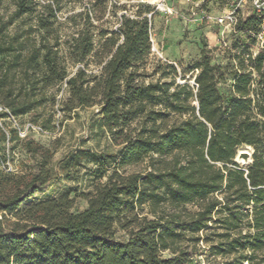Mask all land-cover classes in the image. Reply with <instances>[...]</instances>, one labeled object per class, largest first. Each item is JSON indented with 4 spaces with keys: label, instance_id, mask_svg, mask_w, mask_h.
Here are the masks:
<instances>
[{
    "label": "trees",
    "instance_id": "obj_1",
    "mask_svg": "<svg viewBox=\"0 0 264 264\" xmlns=\"http://www.w3.org/2000/svg\"><path fill=\"white\" fill-rule=\"evenodd\" d=\"M11 1L15 11L6 15L0 0V106L17 119L31 115L35 125L44 119L46 131L58 113L97 106L100 128L118 150L71 151L62 171L69 177L94 164V190L26 205L54 182L55 151L21 139L10 121L8 133L0 125L5 142L25 141L40 157L36 171L0 173V264H192L205 242L213 256H235L234 264H264V52L247 57L248 46L235 59L230 96L220 90L224 69L207 58L194 67L198 87L166 81V72L146 82L151 8L123 15L118 31L102 30L96 51L94 12L101 20L120 0H89L67 17L81 26L67 39L59 16L85 0ZM261 23L253 14L236 30L257 34ZM92 56L98 75L88 69ZM70 65L80 67L70 73ZM242 147L254 149L247 168L235 161ZM76 197L87 209L73 211Z\"/></svg>",
    "mask_w": 264,
    "mask_h": 264
},
{
    "label": "rangeland",
    "instance_id": "obj_2",
    "mask_svg": "<svg viewBox=\"0 0 264 264\" xmlns=\"http://www.w3.org/2000/svg\"><path fill=\"white\" fill-rule=\"evenodd\" d=\"M1 1H3L2 13L10 15L15 11L11 0ZM39 1L42 2L43 0ZM88 1L85 0L82 4L72 5L60 14L57 26L64 39H67V37L81 29L79 20L68 22L67 17L83 11ZM234 3L235 0H205L200 7L191 9L187 8L184 3L176 1L170 3V6L175 8V13L170 17H163L161 14L156 13L153 16L154 36L168 62L161 61L157 57H150L145 67L146 82L156 81L161 76V73L166 72L169 73V78L166 81H174L176 84L188 82L193 85L195 77L199 73L198 70L194 69L196 63L207 58L213 66H220L224 69V77L221 79L220 90L226 96H230L233 76L237 68L235 59L237 57H244L248 46L255 47L256 45V40L252 34L246 36L237 30L230 32L215 23V19L225 14L227 10H230ZM117 5V10L108 9L101 20H98L99 15L94 12L96 20L94 22L96 29L94 30L96 51L100 50L103 42V39L100 37L101 31H115L121 11L128 10L135 14L141 11V8L131 4L130 0H120L117 2ZM29 23L36 24V20L33 18ZM15 29H12V33ZM61 51L66 56L67 46L63 45ZM168 65H172L175 70L168 69ZM75 68L70 65L69 72L73 73ZM100 68V62L94 56L90 57L88 60L89 72L98 75ZM53 93H56V91ZM98 108L97 106L78 108L73 113H62L61 117L56 120V126L53 124L45 128L52 135L42 136L34 133L30 136L36 142L55 151L54 158L50 162V167L56 178L52 184L46 186L42 192L27 202L26 205L59 198L64 194H70L71 198H74V191L76 190H78V193H88L94 190L96 182H98L94 180L90 172V169H95L96 166L94 164L89 162L84 163L81 168L72 171L69 177L66 176L61 167L63 158L71 151L80 147L96 152L108 151L115 153L118 150L117 148L110 147L109 135L104 129L100 128L101 117L98 114ZM30 119H32V116L28 115L18 120L21 124H24ZM2 121L4 127L9 130L10 125L8 120ZM39 124L44 127L46 121L41 119ZM24 145L25 141L5 142L0 132V153L1 155H10L16 173L20 174L36 171L40 162V157L28 153ZM245 149L254 153V149L251 147H242L240 150ZM251 164L246 166L240 165L247 168ZM144 168L145 165L130 166L123 170V172L132 173L142 171ZM2 172L0 169V173ZM103 181L105 182L106 179ZM87 207L88 203L86 200L81 197L75 198L73 209L75 213L82 212ZM191 209L195 210V208ZM1 219L2 215L0 214ZM217 231L218 233H223V230ZM210 233L212 232H208V234ZM123 236V233H118V238H122ZM212 246V242H205L203 245H200L198 252H201V254L195 258L194 264H199L202 261L200 259L201 255L206 264H234L236 261L235 256H213L210 252Z\"/></svg>",
    "mask_w": 264,
    "mask_h": 264
},
{
    "label": "built area",
    "instance_id": "obj_3",
    "mask_svg": "<svg viewBox=\"0 0 264 264\" xmlns=\"http://www.w3.org/2000/svg\"><path fill=\"white\" fill-rule=\"evenodd\" d=\"M176 1L184 3L187 6V8L195 9L200 7L205 0H130L131 4L137 5L138 7L140 6L149 7L153 10L152 12L145 15L148 17L150 21V41H151L150 57H157L159 60L164 62H168V61L164 57V54L161 52L159 45L156 41V38L154 36L153 16L156 13H159L163 17H170L175 13L174 11L175 8L170 6V3ZM253 14H256L262 18V23L260 25L259 32L257 34H253V36L256 38V45L254 48L250 50L247 56L255 59L261 52H264V0H235V3L233 4L232 8L230 10H227V12L222 16L217 17L215 19V23L221 25L226 30L232 32L236 30L241 20H244ZM123 15L131 18H136V14L131 11L128 10L121 11V13L119 14L118 23L115 28L116 31H118L122 25ZM122 41H123V37H122ZM79 67L80 66L75 68V71ZM193 86L198 87L195 81L193 82ZM65 88H66V84L64 85V89ZM64 89L61 92L59 99L63 97ZM4 112L9 114V118H7V120L12 123L13 127L17 130L19 137L21 139H27L34 133H37L42 136L52 135L48 131L44 130L41 126L35 125L29 121L25 122L24 124H21L17 118L11 115V113L6 107L0 106V113H4ZM60 117H61V113H58L57 118L59 119ZM2 120L4 119L0 118V125L8 133L7 129L3 125ZM0 169L7 174L16 173V169L11 161L10 155H1L0 153ZM196 257H198V255ZM195 258L192 264L195 263ZM200 259L202 261L199 264H206L202 255L200 256Z\"/></svg>",
    "mask_w": 264,
    "mask_h": 264
},
{
    "label": "water",
    "instance_id": "obj_4",
    "mask_svg": "<svg viewBox=\"0 0 264 264\" xmlns=\"http://www.w3.org/2000/svg\"><path fill=\"white\" fill-rule=\"evenodd\" d=\"M253 154V152L247 149L240 150L235 161L243 166L249 165L253 162Z\"/></svg>",
    "mask_w": 264,
    "mask_h": 264
},
{
    "label": "bare ground",
    "instance_id": "obj_5",
    "mask_svg": "<svg viewBox=\"0 0 264 264\" xmlns=\"http://www.w3.org/2000/svg\"><path fill=\"white\" fill-rule=\"evenodd\" d=\"M183 80V79H182ZM182 82V81H181Z\"/></svg>",
    "mask_w": 264,
    "mask_h": 264
}]
</instances>
